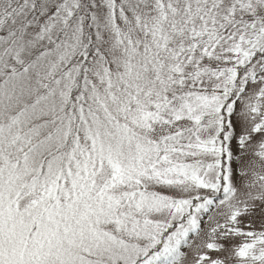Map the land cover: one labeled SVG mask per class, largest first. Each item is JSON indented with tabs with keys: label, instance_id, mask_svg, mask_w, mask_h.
<instances>
[{
	"label": "snow or ice",
	"instance_id": "1",
	"mask_svg": "<svg viewBox=\"0 0 264 264\" xmlns=\"http://www.w3.org/2000/svg\"><path fill=\"white\" fill-rule=\"evenodd\" d=\"M0 264H264V0H0Z\"/></svg>",
	"mask_w": 264,
	"mask_h": 264
}]
</instances>
